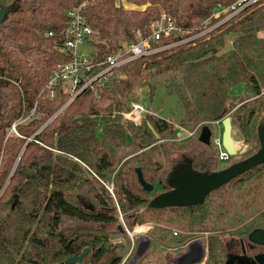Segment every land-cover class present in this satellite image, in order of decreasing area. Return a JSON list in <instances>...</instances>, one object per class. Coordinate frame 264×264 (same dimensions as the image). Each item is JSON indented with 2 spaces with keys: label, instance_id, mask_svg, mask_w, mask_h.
<instances>
[{
  "label": "trees",
  "instance_id": "obj_1",
  "mask_svg": "<svg viewBox=\"0 0 264 264\" xmlns=\"http://www.w3.org/2000/svg\"><path fill=\"white\" fill-rule=\"evenodd\" d=\"M84 2L0 0L11 6L0 25V264H63L86 249L91 251L85 264H122L127 244L113 242L100 228L120 219L115 196L103 183H112L121 196L118 205L134 212L131 228L149 215L187 233L177 245L197 232L212 234V257L225 230L264 229V164L210 193L201 205L149 208L153 198L173 189L170 176L178 156L189 158L196 173L218 171L217 148L199 139L205 126L234 109L244 141H258V129L264 128V39L258 36L264 31V0L223 23L227 14H215L236 0H126L144 9H126L118 0H90L84 14L94 31L95 63L149 38L163 13L187 33L152 42V49L213 29L122 65L97 95L86 90L65 107L71 96L62 85L53 100L40 93L57 65L70 61L60 51V33L68 11ZM228 38L233 41L226 50ZM146 75L156 78L148 81L154 89L152 108L160 77L165 91L160 103L166 98L174 102L170 115L177 113L178 129L191 136L176 141L179 130L161 115L150 114L148 120L146 115L139 125L124 119L127 102ZM239 84L245 99L233 106L230 90ZM32 113L29 123H19ZM23 169L35 175L27 178ZM137 169L154 186L152 193L140 185ZM70 223L79 224L83 235L73 226L66 228ZM118 234L126 232L121 227Z\"/></svg>",
  "mask_w": 264,
  "mask_h": 264
},
{
  "label": "built area",
  "instance_id": "obj_2",
  "mask_svg": "<svg viewBox=\"0 0 264 264\" xmlns=\"http://www.w3.org/2000/svg\"><path fill=\"white\" fill-rule=\"evenodd\" d=\"M89 1L90 0H85L80 7L68 11V24L60 33V36L63 37V43L60 46V51L69 56L70 61L57 65L48 84L40 93V97L43 99L53 100L57 95L58 88L62 85L71 96L65 107L86 90H93L97 95V88L109 85L114 78H116V69L122 65L141 57L154 54L158 51L184 44L213 29V27L209 28L199 35L186 38L175 44L168 45L160 49H152V42L160 41L162 38L170 37L172 34L183 36L187 33L178 26L177 21L174 18L163 13L161 19L153 23V32L149 38L140 39L138 42L130 44L124 53L109 56L104 61L95 63L92 55L89 56L85 53H79V49L81 47L91 44L90 42L92 41L94 35V31L88 24L84 14V10ZM257 1L259 0H236V2L230 7L218 10L215 17L218 18L221 14H227L220 22L223 23L244 7ZM48 36L53 37L54 34L49 33ZM129 108L130 110L123 114L124 119L137 125L141 124L144 117L148 113L147 108L140 103H133L129 106ZM214 123L218 124L219 122L216 121ZM213 144L218 150V161H228L230 156L223 149L220 136L213 137ZM103 184L114 196L113 184ZM173 235L175 237H179L180 232L175 230ZM206 235L207 234L196 238L203 240L204 238H207ZM131 252L129 255H131ZM122 264H125V261H123Z\"/></svg>",
  "mask_w": 264,
  "mask_h": 264
},
{
  "label": "water",
  "instance_id": "obj_3",
  "mask_svg": "<svg viewBox=\"0 0 264 264\" xmlns=\"http://www.w3.org/2000/svg\"><path fill=\"white\" fill-rule=\"evenodd\" d=\"M10 7L11 6H1L0 25L4 21L6 13L9 11ZM144 86H146V88H148L149 90V95L147 97L146 103V108L148 111L146 118L148 120V116L150 115L152 109L154 89L150 82L141 84V87ZM218 122H220L222 126V147L229 154V156H235L237 150L235 142L232 138L230 117L226 116L224 118H221L218 120ZM149 127L155 134L156 139L159 140L160 136L156 133L155 129L151 125H149ZM257 134L259 149L250 157L234 163L225 169L213 172L208 175H203L194 172L191 169V166L188 165L185 168L184 173L180 177L176 178L175 183L172 180V176L175 175V173H173L170 177V183L173 186V189L153 198L149 203V208L165 209L171 207H192L201 205L205 202L206 197L210 193L228 184L230 181L239 177L245 172L264 164V128L260 127ZM212 135V128L209 126H205L202 129L199 139L203 144L210 145ZM185 162L191 164L190 159L185 158ZM35 172L36 171H30L27 169L22 170V173L27 178L33 177L35 175ZM137 176L138 181L144 188V190L152 193L154 191V186L145 181L140 169H137ZM91 209L94 210L95 207L92 206ZM249 238L250 240L258 244L264 245V233L261 230L254 231ZM150 245L151 242L148 239H145L143 241L141 240L137 247V254L131 264H134L136 261L142 258L146 254ZM90 251V249H86L79 257L68 259L63 264H82ZM203 252V243L197 239L193 240L189 244L187 250L174 260L173 264H197L203 257Z\"/></svg>",
  "mask_w": 264,
  "mask_h": 264
},
{
  "label": "rangeland",
  "instance_id": "obj_4",
  "mask_svg": "<svg viewBox=\"0 0 264 264\" xmlns=\"http://www.w3.org/2000/svg\"><path fill=\"white\" fill-rule=\"evenodd\" d=\"M263 36H264V31H263ZM233 38H228L227 39V45L230 48V45L232 44ZM79 53H85L88 54L89 56L93 55L95 53V49L93 47H91V45L87 44L83 47H81L79 49ZM146 77L144 78V80H146V82L150 81V82H155L156 78L153 79L152 77H148L149 79H146ZM142 83L143 84V81ZM157 92H156V100H155V104L153 106V108L151 109V113L150 114H154L155 116H163V118H166L170 121L171 126L175 129H178L181 126V118L177 113H174V115H170V111H172L173 107L175 108V104L171 99L167 98L165 99V101H163V103H160V99L164 96L165 91L164 88H161L160 86V77H159V82L157 84ZM147 91L148 88H146V86L141 87V85L138 87L137 93H132V96L130 97V99L127 102V105L130 106L133 103H140L141 105L144 106L145 101L147 100ZM244 93V86L242 84H239L235 87H233L230 90V94L232 96L231 98V104L233 106H235L236 104L239 103L240 100H244L245 95ZM163 99V98H162ZM252 100V98H250ZM254 100V99H253ZM159 106V107H158ZM33 116V113L28 115L27 118L22 119L21 121H19L20 124H26L29 123V119L30 117ZM228 117H230L231 120V132H232V138L235 142V146H236V150L237 153L235 156H230L229 160L226 162H219L218 164V170L222 169V168H226L234 163H237L239 161H242L248 157H250L251 155H253L258 149H259V144L258 141H252L249 143H246L244 141V139L241 136V133L239 131L238 128V124L236 122V119L234 117V109L233 111H230L228 115H226ZM19 125V124H18ZM212 131H213V135L215 136H220L222 134V126L221 125H213L211 126ZM179 130V129H178ZM14 127L13 129H11L10 133L14 134ZM191 131H188L185 128H182L179 130L177 136H178V140H181L182 138L187 137L188 135L191 136L192 133H190ZM182 155L178 156L176 158V160H184L181 158ZM189 159V158H187ZM112 184V183H110ZM115 192V206L117 205V213L119 216V222L113 224V225H109V226H102L100 227L101 229H103L105 232L110 234V238L113 242H116L117 240L122 239L123 242H125V244H127L128 248L125 251V258L123 261H125V264H131L137 254V247H138V243L135 247V249L131 252V247L134 241H137L138 237H142L144 236H148L150 237V239H154L157 242V246L154 247L152 250L149 251V253H146V255L141 258L139 261H137V263L135 264H170L173 258H176L177 256H179V254H181L180 250H178V239L179 237H175L173 235V232L179 231L180 235H186L187 233L181 229H177V228H171L169 229V225L166 223H161L158 218H154L151 217L149 215H146L144 223L142 225H138L134 228H131V226L133 225V217L132 214H134L133 211H125L122 209L121 205H118V200L120 199V195L118 194L117 189L114 191ZM120 204V203H119ZM120 206V207H119ZM123 210V211H122ZM68 226H73L74 228L78 229L76 231V233L80 232V235H83L85 230H82L80 228L79 224H67L66 228H68ZM123 228L126 232L125 236H120L118 234L119 228ZM90 229H92V227H89ZM99 228V227H96ZM171 230V231H170ZM90 232V231H89ZM205 234H207L206 236L208 237V233H194L195 237L198 236H204ZM192 237H194L193 235H191ZM178 250V251H177ZM177 251V252H176ZM131 252V255H129ZM82 264H85L82 263ZM89 264V263H86Z\"/></svg>",
  "mask_w": 264,
  "mask_h": 264
},
{
  "label": "flooded vegetation",
  "instance_id": "obj_5",
  "mask_svg": "<svg viewBox=\"0 0 264 264\" xmlns=\"http://www.w3.org/2000/svg\"><path fill=\"white\" fill-rule=\"evenodd\" d=\"M1 6L2 5H0V9H1ZM213 125H221V123L220 122L218 124L213 123L212 126ZM213 137L214 135H212L211 143H213ZM188 165L190 164L186 163L185 159L184 160L181 159L177 161L176 168L172 172V174L175 173V175L172 176V180L174 183H175L176 178L180 177L184 173L185 168ZM222 169H225V168H222ZM222 169H219V170H222ZM256 230H261L264 233V229L262 228H253L249 230L237 229L235 231L225 230L219 239L220 246L216 250L215 257H212L210 253V249H209V238L210 236H212V234H208V237L204 238L203 240L193 237L187 243L182 244V245H177L178 250H180V251L178 250L177 251L183 254L187 250L189 244L193 240L197 239L203 243V248H204L203 257L201 258L200 262L197 264H264V245L258 244L250 240L249 238L250 235ZM157 245H155L153 241H151V245L148 248L146 253H149V251L152 250ZM181 254H179V256ZM176 258H173L172 260H170L171 261L170 264H173ZM135 263H137V261Z\"/></svg>",
  "mask_w": 264,
  "mask_h": 264
},
{
  "label": "crops",
  "instance_id": "obj_6",
  "mask_svg": "<svg viewBox=\"0 0 264 264\" xmlns=\"http://www.w3.org/2000/svg\"><path fill=\"white\" fill-rule=\"evenodd\" d=\"M118 2L119 3H121V4H123V6L126 8V9H144L145 7H143V8H139V7H137L136 5H132V4H128V3H126V0H118ZM260 38H263L264 39V36H263V31L258 35ZM232 45V44H231ZM231 45H230V48H231ZM229 48V46L226 44L225 45V48L224 49H230ZM147 103V102H146ZM145 239H148L150 242L151 241H153V243L155 244V245H157V242H156V240H154V239H150V237H148V236H140V237H138L137 238V241H134L133 242V244H132V249H131V251H133L134 249H135V247H136V245H137V243L139 244V242L142 240H145Z\"/></svg>",
  "mask_w": 264,
  "mask_h": 264
}]
</instances>
